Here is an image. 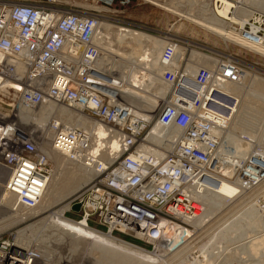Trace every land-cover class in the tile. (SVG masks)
<instances>
[{
  "label": "built area",
  "instance_id": "2783aa9c",
  "mask_svg": "<svg viewBox=\"0 0 264 264\" xmlns=\"http://www.w3.org/2000/svg\"><path fill=\"white\" fill-rule=\"evenodd\" d=\"M194 1L219 9L230 3V17L244 6V0ZM101 18L65 7L60 0H0V168L10 175L5 189L20 206L36 209L52 175V161L41 147L40 135L29 132L20 120L21 112H35L51 103L78 107L92 122L107 128L118 152L105 160L92 127L48 124L54 131L52 150L95 172L68 202L63 218L97 232L100 227L107 234L120 233L172 249L187 238L202 214L199 196L207 192L208 182L228 181L242 194L264 184L263 144L256 146L255 140L239 132L241 141L255 147L240 161L222 154L223 145L235 152L223 136L231 130L232 112L227 115L211 106L218 92L216 83H243L245 65L228 56L200 66L195 80L198 97L194 103L187 102L175 92L193 91L186 72L193 60L186 56L183 38L164 37L160 79L170 87V97L158 111L148 112L144 105L137 106L139 100L124 95L118 73L100 69L103 54L95 40ZM233 28L248 41L264 43L260 12L251 11L243 26L233 23ZM179 49L184 53L181 59ZM158 124L165 127L163 145L151 141ZM171 124L180 132L175 137L168 134ZM154 148L163 154L149 151ZM76 204L81 205L79 211L73 209ZM50 261L36 245L20 246L17 238H0V264Z\"/></svg>",
  "mask_w": 264,
  "mask_h": 264
},
{
  "label": "rangeland",
  "instance_id": "374dc122",
  "mask_svg": "<svg viewBox=\"0 0 264 264\" xmlns=\"http://www.w3.org/2000/svg\"><path fill=\"white\" fill-rule=\"evenodd\" d=\"M60 1L65 7H78L85 12L99 14L102 16L101 23L108 24L104 31L105 37H103L104 53L102 50L101 53L109 56L110 60H117V62L123 65H121L122 67L119 69V79L125 88L123 91L136 82L139 85L142 83L145 86L150 78H158V83L161 85L157 87L154 86L155 88L151 87L153 89L145 88L146 90L142 87L143 91L140 90L142 92L141 95L143 94V96L146 97L143 98L146 100H141V102L138 101L140 104L137 106L142 107V105H144L146 108L149 107L148 112H151L150 110L158 111L165 102L169 101L170 97V87L168 89L166 88L167 93H164V85L161 82L160 74H157L159 71L152 69L155 65L156 67H162L160 64V55L163 47L167 44V40H163L162 38L165 37L166 39H169V37H181L185 40V46H183V48L186 49V56H190V59L192 58L193 60V65H191L186 72L189 74V80L193 82L196 90L199 85L195 80L200 66L214 64L218 59L228 56L240 60L241 63L245 65L247 73L243 80L244 82L241 84L234 83L230 85L216 83L217 88L219 87L217 89L218 92L216 97L218 98L222 95V89L224 88L223 85H229V88L226 90L232 94L233 101L227 103V106L230 105L227 107L228 109L224 111L228 114L232 112V127L229 133L230 137L239 139L237 133L245 132L252 141L255 140L254 144H256V146H258V144H263L264 146V57L234 43L224 42L221 38L205 32L203 29L190 23L185 18L181 19V17L172 13V11L179 12L182 15H185L186 13V16H194L203 20L204 18L210 17V7L208 5L196 8L193 4L188 8L183 9L180 8V6H170L162 2H157L153 5L139 0ZM247 1L248 0H245V3L249 4L247 6L251 11H257L264 14L263 0H261L263 1L261 4L263 7L258 4V0H252V5H250V1ZM160 6L170 8L171 11ZM243 19V16L238 15V19H235V21L241 20V24ZM227 23L232 25L230 22ZM150 38L153 39L151 40ZM147 53V57H150L152 62L141 60L145 56L142 54ZM178 55L179 59L183 57V49L178 50ZM162 69L163 68H160L159 70ZM112 70L115 72L114 69ZM122 75L125 77L120 78ZM198 90H200V88ZM140 91L137 89V92ZM158 91L160 95H158ZM151 98L152 100H150ZM235 102H237L236 106H234ZM144 103H148V105L150 104L151 106H147ZM61 106L59 105L58 108ZM68 107L71 110L81 112L83 115L87 114L78 107ZM54 108L55 107L52 106V109ZM59 109L57 112L54 110L55 114H59L58 117H60V122H66L67 116L61 115L62 109ZM40 111L41 109L36 110L35 113L38 114ZM56 115L50 116L48 124L55 121ZM25 125L29 127L28 130L30 133L37 135V133H35L37 130L36 128L31 127L33 126L31 123ZM158 125L163 128L162 124ZM158 125L155 126L154 132ZM162 138L163 136L161 134L158 137L154 135L151 138V141L157 145H163ZM231 141L235 142L236 140L234 139ZM254 144L251 147H253ZM52 167L48 193L54 189L55 184L57 185V188L61 186L60 181H64L65 176L70 172H67L66 169L73 168L74 165L66 163V165L61 166L60 169L64 170H62V173L60 172L61 170L55 166L54 162L52 163ZM7 176H9L7 170L0 169V183L4 182ZM75 177L78 179L77 173L75 175H67L70 182H76L77 179ZM87 184H83L81 189L75 193H70V191L61 193L62 191L58 189V192H56L58 195L55 197V200L51 202L45 198L36 211L24 209L22 213L23 216L20 215V217H18L21 219L16 217L2 225L3 228H0V238L12 241L18 237L19 233H23V237L30 241L33 237L30 239L28 234L30 235L33 230L35 231L39 228H44L42 234L44 235L43 238H46L47 232L45 229L48 226L45 225L57 221L56 211H60L64 207H67L68 209V202ZM207 184L209 188L208 190L211 191V193L209 199L206 197L207 203L205 206V212L191 225L189 228L190 232L182 243L180 242L172 249H167L161 246L157 249V247L147 245L136 238L116 233L113 234V236L118 238L119 241L122 240L123 242L135 246L149 254L153 253V259L139 258L137 256H135L136 259L134 260H132L133 258L122 259L121 257L114 256L112 252L110 255H112L113 260L111 263L105 262L104 264H200L202 262V264H207L210 259V262L212 261L210 264H264V239L261 240V244H259V241H256L254 242L256 244L255 246L249 245L244 247L253 235L255 237V234L257 233L256 236L261 235L259 237L264 238V199H262L264 195V184H262L261 187L259 186L256 189L245 192L237 197H234L235 194L242 192L239 189L236 191V188L230 183H222L218 187L210 182ZM5 186L6 184L3 187ZM212 187L214 189H212ZM51 212H54L55 215H50ZM15 214H17L16 211L11 212L3 206H0V216L2 215V218H8ZM56 227H58V223H56ZM48 229L51 228L49 227ZM98 229L102 233L107 234V231L103 228L99 227ZM84 239L87 241V243L82 245L85 248V251L75 253L70 261L68 260V257H66L67 255H71V253L68 252V248L60 249L59 245H55L54 249H56V253L59 252V254L63 256V260L58 263L100 264L97 259L99 256L95 252L90 251L94 241L91 240L92 242H89L90 240L88 238ZM47 245L49 246L51 243ZM106 246H108V244H106ZM207 248H210L213 259H209ZM104 250H106V248ZM56 257L52 264L56 263ZM115 257L121 258V262H117ZM197 261H200V263H197Z\"/></svg>",
  "mask_w": 264,
  "mask_h": 264
},
{
  "label": "bare ground",
  "instance_id": "6f19581e",
  "mask_svg": "<svg viewBox=\"0 0 264 264\" xmlns=\"http://www.w3.org/2000/svg\"><path fill=\"white\" fill-rule=\"evenodd\" d=\"M248 1H250V3H251L250 5H252L253 1L252 0H248ZM263 1L258 0L257 2H258L259 5H261L263 3ZM155 3H157V2H152L153 5ZM164 4H168L170 6H180V8H183V9L188 8L190 5H193V4H194V6L196 8L200 7V6H203V5H208L210 7V4H207V3H203L202 4L200 2H195L194 0L171 1V2H166ZM247 5H249V4H246L245 0H244V6H242L240 8V10H238L233 17H230V14H229V12L231 10V4L230 3H226L225 6L222 9L211 8L210 7V9H209L210 17L209 18H204L203 20H200V19H198V18H196L194 16L193 17L192 16H186V13H185V15L184 14L182 15L179 12H173V11H172V13L175 14V15H178V17H181V19L185 18L190 23H192L195 26H198L201 29H203L205 32H207L209 34H212V35H214L216 37L221 38L222 40H224V42L234 43V44L239 45V46H241L243 48L251 50L255 54H258V55L264 57V43H263V41L254 42V43L251 42V41H248V40L244 39L241 36V34H239L238 31H236L233 28V23L238 24V26L239 25L243 26L245 24V22H246L245 19H247L250 16L251 9ZM160 7L164 8V9H166L168 11H171L170 8H166L165 6H160ZM207 7H205V8H207ZM238 15H241L244 18L242 20L241 24H240L241 20L235 21V19H238ZM227 22L232 23V25L227 23ZM107 26H108V24L101 23L100 28H99V30L97 32L96 40H95L96 43L98 44V46L101 48L102 52H103V48H104V45H103L104 44L103 37H105L104 36L105 35L104 31H105ZM125 34H127V33H125ZM129 37H130V35H129ZM150 39L152 40L153 38H150ZM142 55L143 56L145 55L146 57L144 56L142 59L140 57L141 60H144V61L146 60V61L152 62V60H150L151 58L147 57L148 53L147 54H142ZM121 65L122 64L117 62V60H114V59L110 60L109 56H107L105 54H103L101 56L100 63H99L100 69H102L104 71H109L110 69L112 71V69H114L115 73H118V74H119V71H120L119 69H121V67L123 66V65L122 66ZM159 66H160V64H159ZM160 68H163V67H156V65H155L154 68H152V69H155V70L159 71L157 73L159 75L163 71V69L159 70ZM126 75H128V74H126ZM121 77L124 78L125 76L122 75V76H120V78ZM148 81L149 82H147L145 86L142 83H141V85H139L135 81L136 83L132 84L130 87H127L126 90H124L125 91L124 95L127 98L131 99V100L132 99H137V101L138 100L139 101L144 100L143 97H145V96H143V94L141 95L142 92L140 91L139 88L143 87L145 89L148 86L150 89H153V88H151L152 86L153 87L154 86L157 87V86L161 85V84L158 83L159 81H158L157 77H155V79L152 77ZM187 82L189 84H191L190 87L193 88V91L191 89V92H186L184 89H180L179 88L175 92V96L184 98L187 102H190V103L193 102L194 103L195 100L198 97V92L200 91L198 89L200 87H198L197 90H196V88L193 85V82H191V80H189ZM229 85H223L224 88L222 89V92H223L222 95L217 98L216 97L217 93L214 94L213 103H211V106H213V108H215L217 110H220V111H223V113H227V112L224 111V110H227L228 109L227 107L230 105L229 104L227 106V103H230L231 101H233V99H231L232 98V94L228 90H226V89L229 88ZM137 87H139V88H137ZM163 87H164L163 88L164 89L163 92L167 93L166 92L167 85H164ZM137 89H139L140 92H137ZM220 92H221V90H220ZM158 94H160V93H158ZM147 99H148V97H147ZM150 100H152V98ZM144 101H142V102H144ZM153 101H154V99H153ZM153 101H152V105H153ZM144 104H146V103H144ZM146 105L149 106L150 104L148 105V103H147ZM157 105H158V103H157ZM221 105L222 106L224 105V107L225 106L226 107L225 108L224 107H220ZM52 106L55 107V108L52 109ZM58 106L59 105L51 103V104H48V105L42 107L41 111L38 114H36L35 112H32L31 110L30 111L29 110H23L21 112V114H20L21 122H23L24 124L31 123L33 125L31 127L36 128L37 131L35 133L40 135V138H41V141H42L41 142L42 149L44 150V152H46L49 155L52 163L54 162L55 166L59 170H61L60 172L62 173L64 171L63 169H60V167L63 166V165H66V163H68L69 165H74V167L66 169L67 172L70 171L67 175H73V174L75 175L77 173L78 179L75 177L77 179L76 182H70L69 178H67V175H66L65 178H64V181L63 180L60 181L61 186L59 188H57V185L55 184L54 189L51 192H49V193H48V190H49L48 187H50V185H48V187H47V189L45 191V194H44L42 202L44 201L45 198H47L51 202L53 200H55V197L58 195V193H56V192H58V189H60L62 191L61 193L65 192V191L66 192L70 191V193H75V192H77L78 190L81 189V186L83 184H87V183L89 184V182L95 176V172L93 170L87 169L85 166L80 165V164L71 163L64 156H62L61 154H58V153H56V152H54L52 150V139H53L54 131L52 130L50 125H47V124L49 123L48 121H49L50 116L56 115L54 110H56V112H57L58 109L61 108L62 109L61 115L67 116L66 122L65 121L60 122V117H58L59 114L55 116V122H59V124L62 127H64V128L81 127V128L88 129V127H92L94 129V131H96L97 140L99 142V147H100V150L102 152V156H103V158L105 160H109L111 155L115 156L116 153L118 152V143L115 141L114 138H110V136L107 135V128L105 126H103V125H101L99 123L92 122L87 116L83 115L81 112H77V110H71L68 106H61L60 105L61 107H59V108H58ZM234 106H236L235 103H234ZM151 108H153V107H151ZM148 109H149V107L146 108V110H148ZM4 115L7 116L6 114H4ZM227 115H229V114L227 113ZM168 127L172 129V132H168V134L172 133V137H175V136H177L180 133L177 129H175L173 127L172 124L170 126H168ZM164 128L165 127L161 128V126L158 125V127L155 130V136L158 137V136H160V134L162 135V133L164 132V130H162V129H164ZM229 133H230V131H228L226 133H223V136L225 138V141L229 142L232 145V147H234L235 152H232V151L228 150V148L225 145H223L222 146V154L229 155L231 157L236 158L237 161H240V159H242V157H246V155L248 154V152L250 151V149L252 147L250 145H248L246 142L241 141L240 139H236V138L230 137ZM234 139L237 142L236 141L235 142L231 141V140H234ZM149 151H153L155 153L163 154V152L160 151L158 148L157 149L154 148L152 150L149 149ZM0 169H3V168H0ZM8 175H9V173H8ZM9 176L6 177L4 182L0 183V206H3L4 208H6L7 210H10L11 212L16 211L17 214H15L14 216L12 215V216H10L8 218H2V215H1L0 216V228L1 229L3 228L2 225L7 223L9 220H12V219H14L16 217L17 218L20 217V215H22V213H23V211L25 209L24 207L19 205L17 197L15 195H13V194L8 193L6 191V189H5V187H3L5 184L7 185L6 182H8ZM210 183L215 184L218 187L222 183H230V182L221 181L219 183H216V182H210ZM49 184H50V182H49ZM231 185H233L236 188V191H237L238 187L236 185H234V184H231ZM207 186H208V184H207ZM213 187H212V189H214ZM260 187H261V185H260ZM192 191L195 193L194 189H192ZM210 193H211V191L207 190V192L205 194L199 196V199H201V201L203 203V212H202V214L205 212V206H206V203H207L206 197L209 199ZM241 194L242 193H237V194H235L234 197H237L238 195H241ZM262 199H264V195H263ZM17 204H18L19 207L17 206ZM16 206H17V208H16ZM67 206L69 208V203L67 204ZM38 208L32 209V210L28 209V210L36 211ZM66 210H67V207H64L60 211H56L57 212L56 213L57 221L51 222V223L45 225V226H48L45 229L46 232H47L46 238H43L44 235L42 234V231H43L44 228H42V229L39 228V229H37L35 231L33 230V232H31L30 235L28 234V236H30V239L33 237L30 241L27 240V238L23 237L24 236L23 233H21V234L19 233L18 237H17L18 244L20 246H23V245L28 246V244L36 245L37 248L45 256H47L50 259H52V261H50L49 263L47 262V264H50V263L52 264V262H53V260H54V258L56 256H58V257H56L57 260H56L55 264H59L58 262H61V260H63L62 259L63 256L60 255L59 252L56 253L57 251H56V249H54L55 245H59L60 249L61 248H68V252H70L71 255L70 256L67 255L66 257H68L69 261L73 258L75 253H77V252L80 253V251H85V248L82 245L84 243H87V241L84 238H88L90 240L89 242L94 241L90 251L91 252H95L99 256V258H97V259H98V262L100 264H104L105 262L111 263V261L113 260L112 259L113 257L110 254L112 252H113L114 256L121 257L122 259H124V258L132 259L133 258L132 260H134V259H136L135 256H137L139 258L150 259V260L153 259V257H152L153 253L149 254V253H147V252H145V251H143L141 249L136 248L135 246H132L130 244H127V243L123 242L122 240L119 241L118 238H115L111 234H103L101 232H97V231H95L93 229H90V228L82 227V226H80V225H78V224H76L74 222L66 220L65 218H63V214H64V212ZM51 214H52V216L55 215L54 212H51L50 215ZM18 219H21V218H18ZM56 223H58V227H56ZM42 224H44V223H42ZM49 225H51V226H49ZM49 227L51 229H48ZM188 232H190V231H188ZM24 234H26V233H24ZM257 234H255V237L253 235V237L250 240L248 239L249 241L244 247L249 246V245H254L255 246L256 244L254 242H256V241H259L260 242L259 244H261L262 243L261 240L264 239V238L259 237L261 235L256 236ZM175 236L177 237V232H176ZM43 239H45V240H43ZM50 243H51V245H49L50 246L49 247L47 244H50ZM106 244H108V246H106ZM161 247H162V245H161ZM105 248H106V250H104ZM157 249H159V246L157 247ZM107 250H108V252H107ZM154 253H156V252H154ZM131 255H133V256H131ZM207 255H209V259L212 258L210 248H207ZM117 257H115L117 262L118 261L121 262L122 259L121 258H117ZM210 260H208L207 264H210L212 262V261L210 262ZM200 261H197V263H200ZM202 263H200V264H202Z\"/></svg>",
  "mask_w": 264,
  "mask_h": 264
},
{
  "label": "water",
  "instance_id": "95a60500",
  "mask_svg": "<svg viewBox=\"0 0 264 264\" xmlns=\"http://www.w3.org/2000/svg\"><path fill=\"white\" fill-rule=\"evenodd\" d=\"M80 208H81V205H80V204H76V205L73 207V209H74V210H77V211H79Z\"/></svg>",
  "mask_w": 264,
  "mask_h": 264
}]
</instances>
